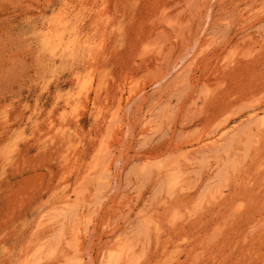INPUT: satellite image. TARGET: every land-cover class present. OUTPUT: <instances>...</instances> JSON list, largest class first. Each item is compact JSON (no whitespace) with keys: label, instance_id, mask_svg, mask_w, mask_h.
Wrapping results in <instances>:
<instances>
[{"label":"rangeland","instance_id":"obj_1","mask_svg":"<svg viewBox=\"0 0 264 264\" xmlns=\"http://www.w3.org/2000/svg\"><path fill=\"white\" fill-rule=\"evenodd\" d=\"M116 263L264 264V0H0V264Z\"/></svg>","mask_w":264,"mask_h":264},{"label":"bare ground","instance_id":"obj_2","mask_svg":"<svg viewBox=\"0 0 264 264\" xmlns=\"http://www.w3.org/2000/svg\"><path fill=\"white\" fill-rule=\"evenodd\" d=\"M70 46H71V45H70ZM67 47H68V46H67ZM261 115H262V114H261ZM114 256H115V254H114ZM114 256H113V257H114ZM116 256H117V255H116ZM111 259H112V258H111ZM110 261H111V260H110ZM117 263H118V261H117ZM117 263H116V264H117Z\"/></svg>","mask_w":264,"mask_h":264}]
</instances>
